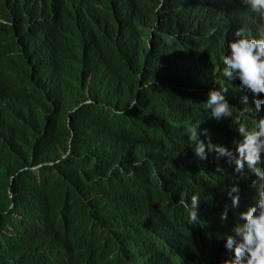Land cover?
<instances>
[{
	"label": "trees",
	"instance_id": "obj_1",
	"mask_svg": "<svg viewBox=\"0 0 264 264\" xmlns=\"http://www.w3.org/2000/svg\"><path fill=\"white\" fill-rule=\"evenodd\" d=\"M54 2L88 3L83 26L70 39L42 0H0V15L32 46L18 49L17 59L39 58L10 68L14 61L0 56V68L10 71L0 78V264H35L48 246L62 253L44 256L43 264H75L92 249L103 254L101 264H196V253L182 263L172 254H151L136 238L121 239L138 222L135 214L151 212L147 197L178 212V198L208 188L211 175L195 165L190 145L161 142L156 154L147 155L144 143L155 142V133L138 126L117 131L123 124L147 123L177 87L212 89L215 81L224 82L230 105L254 126L264 117V105L254 110L238 79L218 76L237 29L259 39L264 13L238 0ZM157 23L190 31L201 50L199 71L182 62L153 65L145 40ZM87 88L92 105H86ZM241 96L248 97L247 105ZM179 162L188 169L182 190L168 173ZM130 200H136L135 213ZM120 250L133 261L123 260Z\"/></svg>",
	"mask_w": 264,
	"mask_h": 264
},
{
	"label": "clouds",
	"instance_id": "obj_2",
	"mask_svg": "<svg viewBox=\"0 0 264 264\" xmlns=\"http://www.w3.org/2000/svg\"><path fill=\"white\" fill-rule=\"evenodd\" d=\"M238 1L264 13V0ZM42 4L50 9L52 18L62 20L66 39L83 26L88 3L66 6L54 0H42ZM145 41L153 65L163 67L182 62L199 71L201 50L187 30L157 23ZM21 47L32 46L27 38H22V31L14 22L0 15V56L14 61L10 68L39 61L32 55L17 59L16 51ZM228 47L227 54L221 57L218 77L228 81L238 79L240 87L253 97L254 110L259 112L264 105V28L259 39L250 31L238 28ZM9 72L0 68V78ZM215 82V87L205 90L177 87L178 92L166 97L147 123L123 124L117 131L118 136L138 126L155 133V142L144 143L147 155L156 154L161 142L170 143V148L190 145L195 165L211 175L208 188L178 198V212L147 197L152 204L151 212L135 214L138 222L125 229L121 242L136 238L145 243L151 254H172L182 263L196 253L201 259L196 264H264V117L249 126L246 115L226 99L229 90L224 82ZM86 95V105H92L89 88ZM247 101L248 97L244 96L242 102L247 105ZM168 173L175 189L182 190L181 186L188 182L186 164L169 166ZM129 207L135 213L136 200H130ZM120 252L123 260L133 261L127 253ZM61 253L58 246H48L36 255L35 264H43L44 256L54 259ZM102 259L103 254L92 249L75 264H101Z\"/></svg>",
	"mask_w": 264,
	"mask_h": 264
},
{
	"label": "bare ground",
	"instance_id": "obj_3",
	"mask_svg": "<svg viewBox=\"0 0 264 264\" xmlns=\"http://www.w3.org/2000/svg\"><path fill=\"white\" fill-rule=\"evenodd\" d=\"M189 34H190V31H189ZM195 37V36H194ZM201 39V38H200ZM206 52V51H205ZM203 55V54H202ZM209 62V61H208ZM211 63V62H210ZM205 64V63H204ZM211 65V64H210ZM199 73V72H198ZM203 73H206V72H203ZM193 75V74H192ZM226 83V82H225ZM230 83V82H229ZM228 83V84H229ZM233 97V96H232ZM235 98H236V96H235ZM241 98H243L242 96H241ZM249 100V99H248ZM253 106V105H252ZM252 109V108H251ZM250 110V109H249ZM248 115V114H247ZM246 115V116H247ZM250 120H252V119H250ZM254 120V119H253ZM138 123V122H137ZM255 123V122H254ZM138 129H139V127H138ZM140 129H141V127H140ZM135 131H136V129H135ZM137 131H139V130H137ZM140 132V131H139ZM128 133V132H127ZM126 134V133H125ZM140 137V136H139ZM126 138H128L127 137V134H126ZM139 144V143H138ZM118 145V144H117ZM117 145H115L116 147H117ZM126 145H128V143L126 144ZM137 145V144H136ZM119 146V145H118ZM129 146V145H128ZM137 147V146H136ZM124 149H126V147L124 148ZM128 149V148H127ZM144 149V148H143ZM126 151V150H125ZM128 151V150H127ZM187 152H189V151H187ZM124 153V152H123ZM126 153V152H125ZM119 154V153H118ZM120 155H121V153H120ZM124 155V154H123ZM178 155V154H177ZM189 155V154H188ZM102 156V155H101ZM124 157V156H123ZM128 157H129V155H128ZM99 159V158H98ZM97 164V163H96ZM105 165V164H104ZM103 165V166H104ZM96 166H98V165H96ZM159 167V166H158ZM99 168V167H98ZM156 168V167H155ZM98 170H100V168L98 169ZM209 178V177H208ZM210 180V179H209ZM187 185H184V186H181V188H183V187H186ZM204 187V186H203ZM254 199L256 200V195H254ZM251 203V202H250ZM250 203L247 205L248 207H250ZM256 204V202L254 203V205ZM3 229V228H2ZM115 243V242H114ZM65 249V248H64ZM70 252V251H69ZM121 254V253H120Z\"/></svg>",
	"mask_w": 264,
	"mask_h": 264
}]
</instances>
